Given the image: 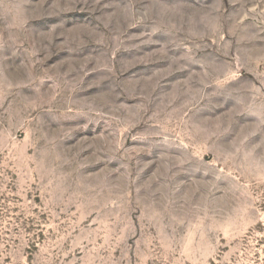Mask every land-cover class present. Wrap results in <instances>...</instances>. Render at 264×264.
<instances>
[{"label":"rangeland","instance_id":"1","mask_svg":"<svg viewBox=\"0 0 264 264\" xmlns=\"http://www.w3.org/2000/svg\"><path fill=\"white\" fill-rule=\"evenodd\" d=\"M0 264H264V0H0Z\"/></svg>","mask_w":264,"mask_h":264}]
</instances>
